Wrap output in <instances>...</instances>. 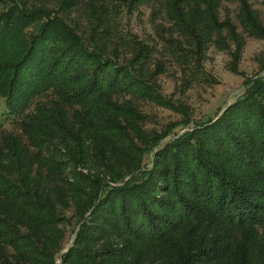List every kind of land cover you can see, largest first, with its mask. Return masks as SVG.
<instances>
[{
  "label": "trees",
  "instance_id": "1",
  "mask_svg": "<svg viewBox=\"0 0 264 264\" xmlns=\"http://www.w3.org/2000/svg\"><path fill=\"white\" fill-rule=\"evenodd\" d=\"M127 1L160 2L167 21L197 50H181L171 38L175 58H196L215 40L219 44L221 32L237 46L242 43L231 19H219L224 0ZM233 1L244 33L264 39L249 0ZM51 15L13 8L0 16L4 118L22 130L0 143V264H55L65 239L57 227L59 208L74 209L78 226L62 264H226L228 246L247 248V241L203 230L264 223V76L248 81L216 121L194 125L160 146L148 168L142 158L172 128L153 136L145 149L133 150L127 129L132 125L126 121L124 127L122 118L137 123L142 118L111 99L119 93L138 97L140 78L126 74L124 83L123 67L89 50ZM42 18L43 26L27 38L26 29ZM159 35L163 41L165 35ZM49 41L62 45L50 52ZM133 51L135 64L150 61L154 53L140 44ZM253 127L258 141L249 142L244 132ZM131 130L138 137L140 131ZM191 221L197 227L187 226ZM94 244L100 246L97 253Z\"/></svg>",
  "mask_w": 264,
  "mask_h": 264
},
{
  "label": "rangeland",
  "instance_id": "2",
  "mask_svg": "<svg viewBox=\"0 0 264 264\" xmlns=\"http://www.w3.org/2000/svg\"><path fill=\"white\" fill-rule=\"evenodd\" d=\"M249 4L257 12L264 26V0H249ZM160 6V2L157 1L130 5L126 0H0V16L13 8L28 13L34 9L50 12L51 17L55 16L68 28H72L89 50L99 52L103 58H109L113 65L123 67L125 71L119 78L125 81L124 83H128L129 80V78L125 80L126 74L131 73L140 78L142 86L138 97L129 93L112 94L111 103L122 110H128L129 113L135 111L142 118L139 123L127 118L128 116L122 118L124 127L126 121L132 125L127 129H130L128 137L134 146L133 150L145 149L144 143L172 128L168 136L161 139L157 147L153 148L154 151L152 152L150 146L142 158V165L146 164L148 168L153 167L155 162L153 153H157L160 146L191 130L194 125L210 119L213 120L212 122L216 121L243 93L248 81L264 76V39L253 38L244 33L237 19L239 11L237 2L222 1L219 19L221 22L227 17L231 19L242 41L241 45L237 46L232 38L221 32L218 34L221 38L219 44L214 36L215 41L192 59L175 58L171 53L172 49V52L175 50V46L171 47L169 43L171 38L182 44L181 50H197L193 46H188V40L167 21L168 18L161 11ZM94 14L96 17H90ZM45 20V18L37 19L30 28L26 29L27 38L30 34L39 31ZM40 25L42 26L39 28ZM159 34L165 35L164 42ZM54 43L49 41L50 52L62 45L60 42ZM135 44L153 48L152 59L135 64V60L133 62ZM7 56L9 52L6 53L5 57ZM39 101L40 98L35 102ZM179 107L181 112L177 110ZM183 108L187 114L183 113ZM75 110L82 112L80 108ZM5 112V101L0 95V143L5 135L11 138L20 135L22 131L14 119L4 118ZM131 129L140 131V133L137 131L138 137ZM244 137L249 142L258 141L259 134L253 127L244 132ZM129 155L134 156L133 153ZM217 162L221 163L220 160ZM56 218H58L57 227L65 232L62 248L55 255V264H62L61 256L72 246L78 226L72 208H59ZM219 225L221 226H217V231L214 232L210 228L203 230V233L208 236L213 233L221 238L231 236L239 242L241 239L248 242L247 248L228 246L230 256L227 257L226 264L233 260H235L234 264H241L243 258L248 259L247 264H260L259 259H262L260 256L264 257V223L262 226ZM187 226L197 227L192 221ZM239 226L246 227L242 230ZM256 240L258 242H255ZM109 243L113 242L109 241ZM99 248L100 246L96 244L92 246L96 253L99 252ZM140 250L144 252L146 248ZM100 263L102 262L98 261V264Z\"/></svg>",
  "mask_w": 264,
  "mask_h": 264
}]
</instances>
